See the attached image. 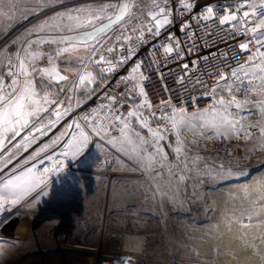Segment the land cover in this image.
Returning <instances> with one entry per match:
<instances>
[{
	"label": "crops",
	"instance_id": "crops-1",
	"mask_svg": "<svg viewBox=\"0 0 264 264\" xmlns=\"http://www.w3.org/2000/svg\"><path fill=\"white\" fill-rule=\"evenodd\" d=\"M66 2V0H13V14L11 16L0 14V82H2L4 94L8 92L7 80L9 77L11 81L13 79L8 75L10 63L17 66L12 70L18 71L19 60L16 57L19 53L20 59L24 60L31 73L29 79H32L35 84L38 94L36 98L41 101V107L47 109V111H41L37 117L30 118L29 126L14 139L11 132L0 134V142L3 144V147H0V181H6L13 173L29 168L40 181L31 191L23 195L16 205L5 204L0 209V216L14 212L21 206H25L29 213H34L44 207L46 211L48 207L57 208L62 212L66 209L65 202L75 198L73 194L71 197H65L66 193H70V189L74 190L72 185H69L74 180L81 184L75 188L83 192L82 196L76 197L78 199L82 197L85 203L78 202L75 206L68 204L67 206L74 207L72 212L104 214L108 210L104 209L106 202L103 207L102 200L112 198L111 209L118 208V210L111 211L115 214L136 215L143 214L148 209H156V212H162L164 215H173L178 210L184 212L183 209L190 205L187 213L195 215L198 213L196 207L199 205L192 201V196L200 193L202 198L204 196L207 198L208 187L240 180L238 174L226 173L220 169L230 165V160L224 156H222L224 158L220 157L221 155L213 148L214 139L220 132L228 136L235 148V156L242 155L247 160L264 161V119L261 122L258 136L239 139L233 127L214 126L212 121L218 120L220 116L216 111L208 109L178 116L183 120L184 125L188 122L192 123V132L188 126L187 128H173L171 122L165 127L160 125L162 132L157 130L156 125H152L154 123L147 121V127H142L141 122L135 116L139 129L146 131L149 135L156 133L157 138L163 135V139L159 140L158 144L161 150L159 155L154 152L157 145L150 146L145 138L137 140V137L131 134L138 132L130 124L117 135L106 134L104 128V133L100 134L101 139L95 140L93 147H90L89 132L80 123L72 120L71 114L102 84L101 74L98 75V71L101 73L99 67L94 62L87 61L93 43L90 42L87 46L78 43L70 51L57 56L56 52L59 48L67 47V45L43 42L59 40L60 36H76L83 33L67 31L69 27H76L75 21L68 19V14L75 17L76 8L79 5L74 8L73 5H66ZM106 10L104 15H107ZM98 11L93 10V12ZM61 13L65 15H58ZM45 22H48L47 25ZM37 26H44V31H37ZM29 31H31L30 36ZM43 34L62 35L48 37ZM37 39L41 41L40 44H34L31 48L27 47L28 40ZM24 49H27L28 55L25 54ZM51 68H55L59 76H64L66 79L58 81L41 72V69ZM81 76L85 77L83 83L80 80ZM16 78L21 81L24 79L22 75ZM228 92L224 89L219 98L228 97ZM45 96L49 101H58V103H45L43 100ZM2 107L3 105H0V108ZM57 113L60 114L59 118H57ZM193 114L199 117L195 118ZM38 129L42 131H37ZM81 132L88 135V142L82 151L75 157L71 155L70 150H68V156L62 155L67 150L64 147L65 141L75 143L80 139ZM25 137L31 141L30 144L24 139ZM178 138L184 139L186 145H177ZM141 141L145 142L143 149L140 148ZM178 146H197L203 153L199 154L192 148H183L181 154H178L175 151ZM205 152H213L216 156L207 155ZM141 155L154 156L150 166L147 160L141 161ZM47 157L51 159H46ZM33 165H35L34 168ZM45 169L48 171L45 172ZM142 171L150 172L155 176V183L152 181L154 190L147 188V185L142 186L143 182H138ZM157 181L162 190H157ZM143 187L146 188L145 191ZM2 188L3 185L0 184V189ZM155 192L160 204L152 207L138 205L139 198L153 196ZM4 194L7 195V193ZM96 198L101 201L97 203L96 200L91 203V199ZM189 199L191 202L188 201ZM254 205L255 207H245L240 211L230 208L231 211L227 216L234 214L250 220L254 222L252 223L254 229L260 226L257 236L259 241L264 242V206L260 207L258 201H255ZM208 206H210L209 202ZM210 212L207 220L210 219ZM249 215L250 219L247 218ZM207 264L220 263L210 261Z\"/></svg>",
	"mask_w": 264,
	"mask_h": 264
},
{
	"label": "built area",
	"instance_id": "built-area-1",
	"mask_svg": "<svg viewBox=\"0 0 264 264\" xmlns=\"http://www.w3.org/2000/svg\"><path fill=\"white\" fill-rule=\"evenodd\" d=\"M241 2L242 0H116L118 6L128 5L123 20L97 33L96 39L91 41L92 50L87 56V61L94 62L99 67L105 80L71 114V119L89 132V146L93 147L95 140L101 139L97 134L101 125L106 134L117 135L124 127L121 121L125 119L137 130L139 139H149L147 133L139 129L135 116H128L130 111L136 112L138 116L142 115V119L148 123L164 127L171 121L160 117H171L174 110L177 117L207 108L225 111L230 97H223L224 105H221L219 96L224 89L229 91V88L231 92L228 94L244 103L243 109L232 108L226 111L233 117L237 137L244 139L247 136H258L264 119V83H261L257 75L251 76L250 83L242 73L239 74L240 80L231 76L232 70L245 63L249 55L255 56L256 46L250 44L249 52L241 51L239 45L249 42L251 36L240 34L243 29L238 22H232L236 25L235 28L232 24L219 23L221 16L235 12ZM254 2L259 3V0ZM185 4L191 6L184 7ZM209 6L214 9V17L205 21L202 17ZM161 9H164V14L171 22L161 28L159 35H154L156 21L163 19ZM118 14L119 7L109 16L115 20ZM237 15H242V11L237 12ZM109 23L108 19H102L94 27L89 26L73 33L94 32ZM43 35L59 37L62 34ZM168 45L174 49L171 54L164 52V47ZM137 64L140 65L139 69H136ZM184 65L188 67L185 68ZM221 74L227 79L221 80ZM241 80L244 83H240ZM11 82L9 77L8 86ZM140 87H143L151 108L146 105L139 107L140 101L144 99L139 95ZM134 88L135 91H132ZM7 91H10L9 87ZM116 116L121 121H116ZM214 140L213 148L219 155L235 156V148L226 134L220 132ZM234 163L239 168L259 166L258 162L247 159ZM200 208L201 206H197L196 211ZM103 227L105 232L101 234L100 242L97 243L99 245L93 249L97 253L78 255L73 264H166L127 252L114 238L110 239L109 232H106L115 230L121 237L122 230L106 228V225ZM103 242L105 247L102 246ZM106 250L116 251L109 254Z\"/></svg>",
	"mask_w": 264,
	"mask_h": 264
},
{
	"label": "rangeland",
	"instance_id": "rangeland-1",
	"mask_svg": "<svg viewBox=\"0 0 264 264\" xmlns=\"http://www.w3.org/2000/svg\"><path fill=\"white\" fill-rule=\"evenodd\" d=\"M66 1V5H73L74 8L76 5H79L76 10H82L79 13L81 19H84V17L92 13L93 10L98 11L102 9L103 5L107 1L110 2L108 4H116V0ZM73 6H71V8H73ZM113 12V9H110V11L109 9H107L105 14L109 16L113 14ZM81 29L84 28H80L77 30ZM249 72L250 74L254 73L255 75H257V77L260 78L261 83H264V72H260L258 68H249ZM100 74L101 73L98 71V75ZM7 82H9V79L7 80ZM228 97H230L231 99V94ZM237 100L242 102V100L240 99ZM246 105L249 104L246 103ZM226 107L229 110L232 108H236L234 105L229 104H226ZM243 107L244 103H242V107L239 109H243ZM207 109L216 111V113L219 114L220 117L223 116L226 117L227 120L233 121V117L230 116L229 118V115L226 114L224 110L211 108ZM185 114L189 115V113ZM193 115L195 116V118L199 117V115L197 114ZM152 125H156L157 130H160L162 132L160 125ZM187 126L192 132V123L188 122L187 124H185L186 128ZM144 132L147 133L146 131ZM147 135L149 138H151L146 139V143L150 146H156L152 144V141L154 139L153 133H150L151 136L148 133ZM202 136L204 137V135ZM179 140L182 141L183 145H186L184 139L181 138ZM181 147L182 151L183 148H192L193 150H197L199 154L203 153L198 149L197 146ZM181 152L178 154H181ZM205 154L216 156L213 152H205ZM245 158H243L242 155L227 157L226 159L230 160V165L226 168L220 169L224 170L226 173L229 172L238 174L240 176V180H246L254 170L264 165V161L251 160L252 162H258L259 166H257V168H239V166L234 163L242 162V160H245ZM154 180L155 176L153 174H151L150 172L142 171L140 173V180H138V182H143L142 186L147 185V188L154 190ZM152 181H154V183ZM69 185H72L71 187H73L74 190L70 189V193H66L65 197H71V195L73 194L75 198H72L70 201L65 202L66 209H64V211L62 212L57 208L50 209L48 207V210L46 211L44 207L43 209H39L34 213H29V210L26 209L25 206H21L18 207L14 212L3 214L0 216V264H24L31 256L35 257L33 264H42V262L39 261V256H45V258L51 259V261L55 262V264H59L60 260L64 259L63 255L71 261L72 257L76 258L78 255H81L83 253L85 255H90L92 253L96 254L97 251H93V249L94 247H96L97 243L100 242L101 234L105 232V230H103V226L105 225L106 228L111 227L122 230L123 234L126 232L142 234L145 237V257L147 259H155L166 264H207L210 261L217 260V252V255L222 254L220 239L217 235H215V233H208V231L198 229L194 225L187 226L183 225L180 222H173L174 224L172 222H168L167 220L172 214L164 215L162 214V212H156V209H148L144 211L145 213L136 215L115 214L112 212L114 210H118V208L114 207L111 209V201H113V199L111 198L110 200H102L103 207L104 202H106L107 205L109 201V204L107 206L105 205L104 207V209L108 210V212L106 211V213L104 214H80L77 212H72V209L74 207H70V205L75 206L78 204V202L81 203L84 201L82 200V197L80 199L76 197L82 196L83 192H80L75 188V186H80L81 184L74 180L71 181ZM142 189L144 191L146 190V188L144 187ZM149 197L146 196L139 198L138 205L142 207H152L153 205H158V203L160 202L156 192L155 195ZM96 200L98 201L97 203L101 201L99 198H96L94 200L91 199V203L95 202ZM188 201L191 202L190 199ZM192 201L197 202V204L202 207L200 208L198 213L191 216L190 213H187L190 210V205H188L183 209L184 213L186 215H189L192 220L196 222L201 223L206 221L209 218V212L211 210V207L208 206L207 198L205 196L202 198L201 194L197 193L196 195L192 196ZM68 204L70 205L67 206ZM179 211L182 210H178L177 213ZM110 230H106V232H109ZM206 233L207 236L205 235ZM201 236H204L203 239L205 241ZM109 241L111 242V240ZM102 246L105 247L104 242ZM115 251L116 250H106V252L109 254H113V252ZM205 251H207L208 253ZM71 252L82 253L72 255L73 253ZM52 256H55L57 258H51Z\"/></svg>",
	"mask_w": 264,
	"mask_h": 264
},
{
	"label": "snow or ice",
	"instance_id": "snow-or-ice-1",
	"mask_svg": "<svg viewBox=\"0 0 264 264\" xmlns=\"http://www.w3.org/2000/svg\"><path fill=\"white\" fill-rule=\"evenodd\" d=\"M190 4H185L184 7H190ZM119 7V14L116 15L115 20H112L111 16L104 15V11L106 9H117ZM128 8L127 4H120L119 6L116 4H105L103 5L102 9L98 12H92L84 17V19H81L79 13L82 10H76L77 15L73 17L71 14H68L69 20H74L76 27H69L67 29L68 32L76 31L78 28H85L88 26L95 25V22L100 21L101 19H108L110 21L109 24H104L99 29H95L94 32H83L76 36H60L59 40L53 39L51 41H43L44 43H60V44H66L67 47L59 48V50L56 52V55L59 56L62 53L68 52L71 50L72 47L77 45L78 43L83 44L87 46L91 41L96 39V34L99 32H103L105 29H108L111 27L112 24L118 23L121 20H123L125 10ZM249 10H244V9ZM14 11V4L13 0H0V14H6L8 16H11ZM242 15L238 16L237 12H241ZM161 14H164V9L160 10ZM60 16H64L65 14L61 13L58 14ZM214 17V9L212 7H207L205 14L203 15L202 19L205 21H208L210 19H213ZM155 19V17H153ZM171 21L168 19L167 15H163L162 20L156 21V31L154 35H159L161 28H163L166 24L170 23ZM232 22H238L243 29L240 34L244 36H251V39L247 43H241L239 45V48L241 51L249 52L250 51V44L256 46V52L255 56L249 55L248 59L245 63L239 64L238 68H235L232 70L231 76L236 78L237 80H240L239 74L242 73L248 82H251V76L255 75L252 73L250 75L249 68H258L260 72H264V51H261V49H264V0H259V3H255L254 0H242V2L238 5L235 12H229L226 15H223L219 19L220 25L225 24H232L233 28L236 27L235 24ZM48 22H45V25H47ZM37 31L43 32L44 26H37ZM151 31V29H149ZM31 35V31H29V36ZM169 39H174L173 37H169ZM41 41L39 39L32 41H27V47L31 48L32 45H38ZM178 43V42H177ZM25 54L28 55L27 49H24ZM111 51V49H109ZM174 49L171 45H168L164 47V52L167 54L173 53ZM17 60H19V66L18 71H13V68H16L17 66L10 63L9 66V72L8 75L12 76V82L11 85H9L10 91H8L6 94H4V89L2 87V82H0V105H3L2 108H0V134L4 132H11L13 134V139L16 136L20 135V132L29 126L30 118H35L38 116V114L41 111H47L46 108L41 107V101L37 99V92L36 87L32 79H29L31 73L28 71L24 60L20 59V54L17 53ZM239 59V57H237ZM101 60H103V57H101ZM49 62L51 63V58L49 59ZM140 65H136V69H139ZM185 68H187V65H184ZM135 71V69H134ZM41 72L52 79L64 80L66 77L59 76V74L55 71V68L51 69H41ZM23 76V81L17 79L18 76ZM227 79L223 74H221V80ZM81 82L83 83L85 81V77H80ZM240 83H244V81H240ZM135 91V88L132 90ZM229 91L231 92V88H229ZM139 95L144 97L143 100L140 101L139 107H144L145 105L148 108H151V104L147 101V95L143 90V87L139 88ZM114 99V98H113ZM45 103H58V101H49L48 97L45 96L43 98ZM219 103L221 105H224V99L223 97L220 98ZM229 105H234L237 109L242 107V102L238 101L235 96H232L231 99L228 101ZM225 111H227V108H225ZM183 110H181V113ZM59 113H57V118H59ZM152 115H155L154 113ZM219 115V114H217ZM129 117L136 116L137 120L141 122L142 127H147V122L143 121L142 115L137 116L136 112L130 111L128 113ZM160 119L164 120H170L173 128H179V127H185L184 122L182 119H179L176 115L175 110L173 111V115L171 117L165 115L160 117ZM116 121H121V118L119 116L115 117ZM123 124V128L121 131H124V128H126L129 124V121L127 119L121 121ZM212 124L216 127L220 126H226L227 128H231L234 126V121H229L226 119V117L221 116L218 120L214 119L212 121ZM42 131V130H37ZM160 131V130H158ZM104 133V127L101 125L97 129V134H103ZM133 136L137 137V140H139V134L132 132ZM153 141L152 144L157 145V147L154 149V152L159 155L161 150L158 147L159 140L163 139V135H159L157 138V134L153 133ZM29 144L31 143L30 140H28L27 137L24 138ZM88 142V135L84 132L80 133V139L76 140L75 143H72L71 141H65L64 147L67 149L65 152L62 153L64 156H68L69 151H71V155L75 157L78 155L84 145H86ZM143 141L140 142V148L143 149L144 147ZM178 145H182V141L177 140ZM0 147H3L2 142H0ZM17 147H20V145H17ZM133 151H136V149H133ZM175 151L177 153H180L182 151V147L178 146ZM11 159V158H9ZM46 159H51V157H47ZM141 161L147 160L149 162V165L151 164V161L154 159V156H140ZM27 163V161H26ZM35 165H33V168ZM59 167V166H58ZM162 167V165H161ZM45 172L48 171V169L44 170ZM158 175V173H157ZM38 181V178L33 175L32 169H24L18 173H13L6 181H0V184L3 185V188L0 189V209L4 207L5 204L10 205H16L19 203V200L22 198L23 195L27 194V192L31 191L32 188H34ZM158 189L162 190L159 187V181H157ZM4 193H7L5 195ZM251 217L249 216V219Z\"/></svg>",
	"mask_w": 264,
	"mask_h": 264
},
{
	"label": "bare ground",
	"instance_id": "bare-ground-1",
	"mask_svg": "<svg viewBox=\"0 0 264 264\" xmlns=\"http://www.w3.org/2000/svg\"><path fill=\"white\" fill-rule=\"evenodd\" d=\"M207 199L210 207L212 208L209 220L199 223L192 220V218L184 212H178L171 215L168 222H180L187 226L194 225L198 229L208 231V233H215L221 243L222 254L217 255L218 252L216 254V256H218L216 261L220 264H264V242L259 241V237L257 236L260 226L254 229L252 224L254 222L250 220H245L243 217L240 218L234 214L232 216H227V214L229 215L228 212L231 211L230 208L240 211L245 207H255V201H258L260 207L264 206V165L254 170L245 181L235 180L218 186L208 187ZM205 235L207 236V233ZM108 236L110 239L114 238L119 243V246L127 252H130L133 255L139 254L142 258H146V249L144 246L145 237L141 234L126 232L120 237L118 231L110 230ZM204 236H201L202 239ZM71 253H73L72 255H77L82 252ZM34 258V256L29 257L27 261L25 260L26 262L24 264H33ZM38 258L42 264H55V262H52L49 258H45V256H39ZM51 258L57 257L52 256ZM63 258V260L59 259V264H73L75 262V258L73 257L71 261L64 255Z\"/></svg>",
	"mask_w": 264,
	"mask_h": 264
},
{
	"label": "trees",
	"instance_id": "trees-1",
	"mask_svg": "<svg viewBox=\"0 0 264 264\" xmlns=\"http://www.w3.org/2000/svg\"><path fill=\"white\" fill-rule=\"evenodd\" d=\"M105 80V76L104 74L101 72V78H100V81L103 82ZM99 87H97L94 91H96ZM91 95V94H90ZM89 95V96H90Z\"/></svg>",
	"mask_w": 264,
	"mask_h": 264
},
{
	"label": "water",
	"instance_id": "water-1",
	"mask_svg": "<svg viewBox=\"0 0 264 264\" xmlns=\"http://www.w3.org/2000/svg\"><path fill=\"white\" fill-rule=\"evenodd\" d=\"M10 85V84H9Z\"/></svg>",
	"mask_w": 264,
	"mask_h": 264
}]
</instances>
